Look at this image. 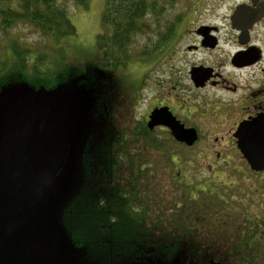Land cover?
Instances as JSON below:
<instances>
[{
    "label": "rangeland",
    "instance_id": "obj_1",
    "mask_svg": "<svg viewBox=\"0 0 264 264\" xmlns=\"http://www.w3.org/2000/svg\"><path fill=\"white\" fill-rule=\"evenodd\" d=\"M17 1L9 0L8 3L13 6ZM153 1L157 4L159 15H151L144 19V22L149 24V30L135 37L130 51L133 61L126 67L120 68V73L117 74L105 71L100 66L101 54L97 48V35L102 30V14L107 0H91L87 7L77 5L73 0H62L69 8L71 20L77 27V35L67 39L69 42H66L67 46L64 50L71 74L66 82L53 90H45L40 95L57 108L70 128L72 165L67 166L66 180L59 181L55 178L52 182L49 189L56 191L49 203H46L43 197L38 199L44 217L37 212L33 222L25 219L14 230L9 229V222L0 219V264H182L176 260L169 262L168 259L145 255L150 251L137 249L138 238L128 232L129 222L126 215L124 218L118 214L115 220L113 217L111 221L113 228L110 231L97 227L91 233L88 227L91 216L84 214L86 210L89 212L90 204H85L79 196L82 193L86 194L83 191L86 175L91 179L88 185L96 183L92 146L95 138L96 145L105 136L103 131L108 129L109 125L115 128L120 136L124 135L122 141L129 140L124 146L127 155L138 152L141 155L140 160H153L152 157H159L160 160L169 163L170 157L178 160V169L182 171V176L176 171L177 166L171 168L175 170L176 177L179 175L180 181L177 183H185L186 180L192 191L200 187L197 181L199 177L202 178L204 174L214 177L215 181H219L216 182V187L219 190H227L226 196L224 195L220 200L225 199L226 204L237 206L242 216L246 209L252 212L251 223H247L245 219L244 223L241 222L240 226L245 227L243 230H247L249 225L256 224L258 220L262 226L259 232L264 238V172H252L236 144L215 142L216 137L225 134L221 132L218 122L202 120L197 123L202 138L193 146L185 144L183 146L181 145L183 143L173 142L170 147L168 144L166 149L155 151L160 144L150 143L151 133L137 134L138 129L147 126V116L154 105L164 100H170L177 105L175 101L178 99V92L189 91L192 95L197 93L191 90L189 72L191 66L204 58L205 54L197 55L188 50L189 46L196 43L194 23L217 21L228 11L226 3L222 9H218L215 4L213 9L210 7L211 11H207L204 6L196 14L197 0ZM3 2L5 1L0 0V6ZM231 3L232 1L229 2ZM169 28L172 29L171 48L163 45L162 48L153 51L155 45L161 42L162 34ZM8 40L9 42L15 40V44L21 49L28 48L32 51L41 49L46 52L51 50L48 37H44L31 25L22 23L20 26L12 27L9 33L0 28V70H13V63H10L9 59H6V67L3 63L6 57L5 50L7 53L10 51ZM223 48L227 55L230 48L225 45ZM144 50L151 53L148 57L142 58L140 54ZM52 54L50 52V59L55 58ZM139 86L141 87L138 91L139 99L138 103H135L137 94L135 90ZM26 88L21 81L4 84L0 88V101L12 94L24 92ZM28 90L32 89L29 87ZM209 102L212 101L209 100L208 104ZM195 106L197 108L198 104L196 103ZM201 111L205 112L204 109ZM105 115L112 121V125L107 123ZM121 147L123 148L122 142ZM218 152L222 154L221 160L217 158ZM153 171L154 169L149 168L146 173H142L141 179L147 177L148 181H151L150 175ZM157 173L155 171V174ZM168 177V174H165L166 180L169 179ZM214 187L211 184L204 186L208 192L202 193V196L212 199ZM167 192L170 193L169 190ZM167 192L165 191V196H169ZM88 196L86 194L85 201L88 200ZM131 196L133 204L142 199L138 196L136 199L133 194ZM152 196L145 197L148 202L141 201L140 204L144 206L141 210L142 214L151 212V207L160 209L163 202L158 199L157 203H153ZM213 201L223 205L221 201ZM207 203H210V200ZM5 207L8 209V206ZM60 216L62 219L66 216V220L70 223L76 222V230L82 233V237L91 238L87 239L85 244L81 242V246L74 244V240L69 241L65 227L60 224ZM104 225L108 226L103 223ZM66 227L68 229V225ZM66 231L71 239L72 230ZM139 252L143 254L142 259L136 257ZM249 255L256 256L258 264H264V250Z\"/></svg>",
    "mask_w": 264,
    "mask_h": 264
},
{
    "label": "trees",
    "instance_id": "obj_2",
    "mask_svg": "<svg viewBox=\"0 0 264 264\" xmlns=\"http://www.w3.org/2000/svg\"><path fill=\"white\" fill-rule=\"evenodd\" d=\"M4 1L0 6V28L9 33L12 27L22 23L31 25L44 37H48L51 50L47 49L49 51L46 52L41 49H21L15 44V40H8L10 51L7 53L5 50L3 63L6 67V59H9V62L13 63V70H0V88L13 81H21L27 87L24 92L40 95L45 90H53L66 82L71 68L66 61L64 50L66 42H69L67 39L77 35V27L71 20L66 4L62 0H18L11 6L9 0ZM73 1L77 5L87 7L91 0ZM155 14L159 15L157 4L153 0H107L102 14V30L97 35V48L101 54L100 66L105 71L118 74L120 68L133 61V55L130 53L133 40L138 34L149 30V24L144 22V19ZM171 32L172 29L169 28L162 34L161 42L155 45L153 51L163 45L171 48ZM50 52L55 56L54 59H50ZM150 53L151 51L144 50L140 56L148 57ZM29 87L32 90H28ZM140 90V86L135 90V103H138ZM105 117L107 123L112 125V121L106 115ZM138 131V135L144 132L152 134L150 143L160 144L155 151L164 150L168 144L170 147L171 143L177 142L167 128L150 130L143 126ZM103 134L105 136L99 138L100 141L92 148L96 186L91 188L85 184L83 191L89 195L88 200L85 201L86 196L81 198L85 204H90L89 212L86 210L84 214L91 216L90 219L88 217L91 233L97 227L110 231L113 228V217L115 220L118 214L124 218L126 215L129 222L128 232L138 238L137 249L150 251L145 255L168 259L169 262L176 260L182 264H206L210 258L220 260L221 264H258L256 256L249 254L264 250V238L259 232L262 228L261 222L257 220L256 224L243 230L245 227L240 224L244 223V219L251 223L252 212L246 209L242 216L237 206L226 204L225 199L220 200L226 196L227 190L221 191L216 187V182L219 181L204 174L202 178L197 179L200 187L192 191L186 180L185 183H177L180 181L179 175L176 177L175 170L171 168L177 166L176 171H179L181 176L182 171L178 169L179 162L174 157H170V163L160 160L159 157L140 160L141 155L138 152L127 155L124 146L129 140L122 141L124 135L120 136L115 128L109 125ZM200 141L201 139L198 142ZM149 168L154 169L150 175L151 181H148L146 174V178L142 180V173ZM155 171L158 173L155 174ZM165 174H168V180L165 179ZM207 184L216 187L212 199L202 196V193L208 192L204 188ZM165 191L169 196H165ZM131 194L136 196V199H142L133 204ZM147 196L154 198L153 203L160 199L165 203L164 206L162 203L159 210L151 207V212L142 214L144 206L140 203L148 202L145 198ZM208 200L210 203H207ZM213 200L221 201L223 205H218V202ZM75 223L67 221L68 229L72 230L74 242L81 246V242L85 244L91 237H82V233L76 230ZM103 223L108 226H103ZM141 253L136 254L137 259H142Z\"/></svg>",
    "mask_w": 264,
    "mask_h": 264
},
{
    "label": "flooded vegetation",
    "instance_id": "obj_3",
    "mask_svg": "<svg viewBox=\"0 0 264 264\" xmlns=\"http://www.w3.org/2000/svg\"><path fill=\"white\" fill-rule=\"evenodd\" d=\"M195 3L196 14L204 6L207 11H211L215 4L218 9L225 7V3L228 5V11L221 19L194 23L196 43L189 46L188 50L197 55L205 54L204 58L191 66L189 72L191 90L197 93L192 95L189 91L178 92V99L175 101L177 105L170 100L157 103L150 109L147 121L155 107L168 106L186 127L198 130L199 140L202 135L196 124L202 120H210L218 122L221 132H225L223 136L215 138L216 143L236 144L234 134L242 122L264 117V0H197ZM224 45L230 48L227 55ZM193 71L196 82L192 78ZM209 100L212 101L209 102L210 105ZM161 127L166 128H156ZM216 155L219 160L222 159L220 152ZM62 170L57 176L59 181L66 178L67 168ZM90 180V176L86 175L84 183L88 185ZM94 184L96 185H91L94 187ZM55 191L56 189L50 188L44 193L46 203ZM83 196L86 195L81 194L79 199ZM42 211L38 201L33 202L20 209L22 215L19 222L25 219L33 222L36 213L42 214ZM41 216L44 217L43 214ZM61 224L67 228L66 216ZM71 239L73 241L72 236Z\"/></svg>",
    "mask_w": 264,
    "mask_h": 264
},
{
    "label": "water",
    "instance_id": "obj_4",
    "mask_svg": "<svg viewBox=\"0 0 264 264\" xmlns=\"http://www.w3.org/2000/svg\"><path fill=\"white\" fill-rule=\"evenodd\" d=\"M192 78L195 81V71ZM147 126L151 130L166 127L177 142L187 146L199 140L198 130L186 127L168 106L155 107ZM70 133L65 118L42 95L19 92L0 101V216L9 222L10 230L20 223V209L44 197L62 169L72 165ZM234 136L250 169L263 172L264 117L242 122ZM208 264L221 262L211 258Z\"/></svg>",
    "mask_w": 264,
    "mask_h": 264
}]
</instances>
